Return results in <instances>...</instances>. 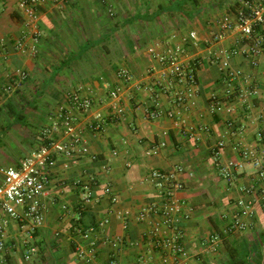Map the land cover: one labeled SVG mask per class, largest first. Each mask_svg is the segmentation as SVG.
Instances as JSON below:
<instances>
[{"label":"crops","instance_id":"1","mask_svg":"<svg viewBox=\"0 0 264 264\" xmlns=\"http://www.w3.org/2000/svg\"><path fill=\"white\" fill-rule=\"evenodd\" d=\"M222 1L43 0L33 56L14 50L22 36L32 43L17 0H0V52L6 57L0 60V76L27 70L23 90L36 83L34 101L45 98L51 104L38 107L40 125L27 121L26 111L33 108H22L20 122L12 117V129L19 126L23 133H16L19 138L7 133L9 152L22 158L47 137L60 138L61 126L44 133L60 121L57 109L68 94L80 90L92 108L73 113L96 155L94 160L60 158L43 198L44 223L28 235L9 221L0 264H109L112 259L119 264H264L262 186L250 158V153L260 157L264 168V49L256 66L246 53L264 27L252 38L221 30V17L235 14ZM180 2L186 3L177 9ZM109 5L114 17L107 14ZM190 30L198 36L185 44V58L195 67L192 89L157 58L166 42L179 40L169 39L171 33ZM218 32L220 40L214 38ZM225 58L229 69H221ZM120 68L129 71L130 80L118 76ZM112 90L119 94L115 102ZM152 110L158 115L153 117ZM95 112L103 117L98 130L89 127ZM30 143L38 146L16 147ZM215 155L228 168L227 176L215 166ZM154 171L162 180L180 183L172 191L177 210L170 228L160 223L166 192L157 186L160 179L152 178ZM107 186L117 197L114 203L102 195ZM87 193L94 198L84 204ZM143 210L146 216L140 219ZM105 217L91 255L82 233ZM237 221L245 228L234 226ZM165 238L183 252L159 247ZM79 250L92 259L80 258Z\"/></svg>","mask_w":264,"mask_h":264},{"label":"built area","instance_id":"2","mask_svg":"<svg viewBox=\"0 0 264 264\" xmlns=\"http://www.w3.org/2000/svg\"><path fill=\"white\" fill-rule=\"evenodd\" d=\"M43 0H17L18 9L23 18V24L29 31L32 40L28 44L26 37L15 40L14 50L22 54H31L36 56L38 53V43L40 38V31L37 29L39 21L38 7ZM59 1V0H56ZM68 2L70 0H60ZM226 8L235 9L234 16L224 14L219 20V27L223 31L237 30L242 36L252 38L258 28L264 27V0H223ZM107 14L109 17L115 16V9L109 5ZM177 42L170 45L166 42L163 54H158L157 58L161 64L168 65V72L178 78L179 82H186L189 89H192L195 84V67L190 64L185 58L186 46L188 41L195 42L198 39L197 32L190 30L186 34L178 35L177 32L170 34L169 39L178 38ZM223 33L218 32L214 35L217 40L222 39ZM264 49V34L256 35L253 38V43L246 52L250 57V64L256 66L258 63V56ZM151 51H153L151 49ZM3 52H0V60L6 57ZM221 69H229L228 58L221 61ZM119 77L125 80L131 79V74L126 68H120L117 71ZM28 71L25 69H16L12 74H6L4 77L0 76V99L4 96H10L17 91H22L28 78ZM80 90L70 92L66 101L58 106L57 117L59 122L54 123L53 128L62 127L60 138L47 137V141L41 144L36 149L32 150L23 156L17 164H10L0 169L2 175L0 182V252L6 248L7 243V226L9 221H14L24 233L31 235L35 230L42 226L45 221V204L43 198L48 190L51 182L52 172L60 158L68 160L73 159L77 155H89L92 160L96 159V155L91 153L88 146L83 139L74 110L89 112L92 108V100L80 93ZM109 97L112 101L119 98L117 90L109 92ZM151 115L157 116V110H152ZM95 123L90 124V128L98 130L103 123L101 112L94 113ZM49 130L45 131V135ZM250 158L253 165L257 168V178L261 184L262 197L261 201L264 203V168L260 157L254 156L250 153ZM215 166L227 176L228 168L223 166L218 156H214ZM153 179L159 178L157 186L165 191V201L160 209L161 224L166 228H170L174 223L173 215L176 212L177 205L172 199V191L174 188H179L180 183L172 184L166 178L162 180L163 176L154 171L151 174ZM102 195H109L111 202H116L117 197L112 193L110 187L103 189ZM94 197L87 193L83 198V203L90 202ZM62 208H66L62 205ZM146 216L143 210L139 218L144 219ZM107 222L105 217L97 226H91L84 230L82 238L88 242V249L91 255L95 253V246L97 240L98 226ZM234 226L237 228H245L244 223L237 221ZM159 247H171L176 252H183V248L176 241L173 242L171 238H165L158 244ZM78 256L86 258L88 261L92 256L85 254L83 250H79ZM28 258V256H26ZM164 261H166L164 259ZM109 264H119L118 261L112 259Z\"/></svg>","mask_w":264,"mask_h":264},{"label":"rangeland","instance_id":"3","mask_svg":"<svg viewBox=\"0 0 264 264\" xmlns=\"http://www.w3.org/2000/svg\"><path fill=\"white\" fill-rule=\"evenodd\" d=\"M36 83H31L29 84V88L27 91L23 90V91H18L19 94L13 93L11 99L9 100H5L7 97L4 96L3 98L0 99V106H7L8 103H11L12 106L17 107V108H24V110H27L29 108H33V111H30L26 113L27 114H31V116L29 117V119H27V121L29 122V124H31V126L33 124L35 125H40V116L39 113L41 111H39L38 107H44V108H51V104L50 102H48L47 99L45 98H40L39 101H34V96H33V92L36 89ZM47 104V105H46ZM30 110V109H29ZM53 110V109H51ZM11 122H13L12 119V114L7 110V111H0V141L1 139H3V143H0V169L4 166L10 165V164H17L19 162V159L21 158V156H19V153H11V151L9 152L8 147L6 146V144L4 142H10L12 140H10L11 137L7 138L8 135L7 133L9 132L11 134V136H16L17 138H19L20 134H22V130L20 129V127L18 126V130H14L11 127ZM58 128V127H57ZM57 128L55 129H51L49 130V132H47V135H51L53 132H55L57 130ZM41 128H39L37 131L35 130V134H37V132L40 130ZM15 132V134H14ZM22 132V133H21ZM16 133L19 135H16ZM19 140V139H18ZM20 141V140H19ZM17 145V144H16ZM30 145V146H29ZM23 144L18 147L19 149L21 148L23 150V148H25V150H29V148L34 149L35 147L38 146V144ZM41 145V144H40ZM1 175V173H0ZM1 179V177H0ZM1 182V180H0Z\"/></svg>","mask_w":264,"mask_h":264},{"label":"trees","instance_id":"4","mask_svg":"<svg viewBox=\"0 0 264 264\" xmlns=\"http://www.w3.org/2000/svg\"><path fill=\"white\" fill-rule=\"evenodd\" d=\"M185 3L186 2H180V3L175 4V6H176L177 9H180V8H182L183 4H185ZM7 109L12 114L14 122H20L22 120L23 115H24L23 112H22L23 111L22 108H19V110H17L14 106H12L11 103H8L7 104ZM233 264H244V262L243 261H236V262H233Z\"/></svg>","mask_w":264,"mask_h":264}]
</instances>
